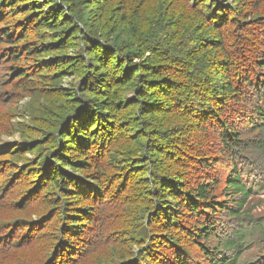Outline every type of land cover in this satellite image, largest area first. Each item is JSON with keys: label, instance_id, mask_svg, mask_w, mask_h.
Masks as SVG:
<instances>
[{"label": "trees", "instance_id": "1", "mask_svg": "<svg viewBox=\"0 0 264 264\" xmlns=\"http://www.w3.org/2000/svg\"><path fill=\"white\" fill-rule=\"evenodd\" d=\"M0 107V264H264V0H0Z\"/></svg>", "mask_w": 264, "mask_h": 264}, {"label": "rangeland", "instance_id": "2", "mask_svg": "<svg viewBox=\"0 0 264 264\" xmlns=\"http://www.w3.org/2000/svg\"><path fill=\"white\" fill-rule=\"evenodd\" d=\"M64 86L67 87V85H65V84H64ZM64 86H63V88H64ZM14 103L15 102H12V103L8 104L6 107H12L13 108L14 107ZM20 104H23V102H21ZM2 110H3V108L1 109V111ZM20 112L23 115L25 114V112H23V111H20ZM38 117H39L40 120H42V122H43V124H45V126L51 123L49 118L48 119H44L40 114H38ZM26 118H28V116ZM2 121H0V129H1ZM22 122H23V120L21 118L16 117V118L11 119L9 124L16 125V124H19V123H22ZM1 138H2L3 142H7V143H13V142H18L19 141L18 134H14L13 137H8V138L7 137H1ZM258 175L257 176L254 175V177H251L250 179H248V181L251 183V185H254V187L256 188V190L253 192L252 197L249 199V203L253 202L251 204L256 206L255 212L258 213V214H261V213L264 212V191H261V189L264 188V179L262 177H260V175H259V177L261 179L258 180V182H253V179H256L258 177ZM105 209H106V212L109 211V208L107 206H105ZM252 246L254 247V249L246 251L247 253L245 255V259L248 260V261H250V260L253 261V260H255L257 258L256 257V252H257L256 249H257V247L255 245H252Z\"/></svg>", "mask_w": 264, "mask_h": 264}, {"label": "bare ground", "instance_id": "3", "mask_svg": "<svg viewBox=\"0 0 264 264\" xmlns=\"http://www.w3.org/2000/svg\"><path fill=\"white\" fill-rule=\"evenodd\" d=\"M141 24V23H140ZM240 71H241V69H240ZM233 75V74H232ZM241 76V75H240ZM239 77V76H238ZM240 79V78H239ZM86 86V85H85ZM83 88V87H82ZM87 90V89H86ZM80 93V92H79ZM82 93V92H81ZM80 93V94H81ZM80 96V95H79ZM262 158V157H261ZM263 160V159H262ZM201 176V175H200ZM197 177V176H196ZM198 180V179H197ZM199 181V180H198ZM153 234V233H152ZM157 235V234H156ZM184 235V234H183ZM165 246V245H164ZM170 246V245H169ZM169 246H168V249H169ZM154 253V252H153Z\"/></svg>", "mask_w": 264, "mask_h": 264}]
</instances>
